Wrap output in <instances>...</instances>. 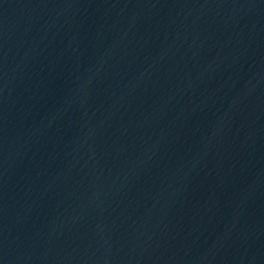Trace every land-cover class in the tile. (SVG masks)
<instances>
[{"label": "water", "instance_id": "water-1", "mask_svg": "<svg viewBox=\"0 0 264 264\" xmlns=\"http://www.w3.org/2000/svg\"><path fill=\"white\" fill-rule=\"evenodd\" d=\"M0 264H264V0H0Z\"/></svg>", "mask_w": 264, "mask_h": 264}]
</instances>
